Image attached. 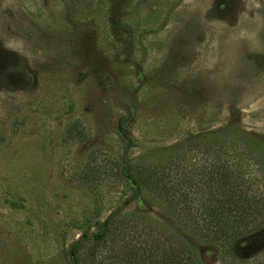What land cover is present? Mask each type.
<instances>
[{"label": "rangeland", "instance_id": "obj_1", "mask_svg": "<svg viewBox=\"0 0 264 264\" xmlns=\"http://www.w3.org/2000/svg\"><path fill=\"white\" fill-rule=\"evenodd\" d=\"M225 124L264 137V0H0V264H116L129 214L180 233L126 172Z\"/></svg>", "mask_w": 264, "mask_h": 264}, {"label": "trees", "instance_id": "obj_2", "mask_svg": "<svg viewBox=\"0 0 264 264\" xmlns=\"http://www.w3.org/2000/svg\"><path fill=\"white\" fill-rule=\"evenodd\" d=\"M138 160L126 172L134 196L153 194L180 233L213 244L222 264H264V247L244 257L264 233V137L225 124L188 132ZM116 215L103 226L105 237ZM119 222L126 236L110 252L116 264H202L166 225L141 214Z\"/></svg>", "mask_w": 264, "mask_h": 264}]
</instances>
